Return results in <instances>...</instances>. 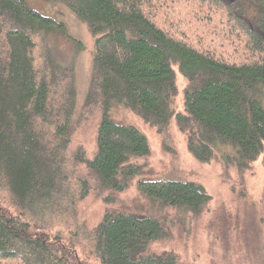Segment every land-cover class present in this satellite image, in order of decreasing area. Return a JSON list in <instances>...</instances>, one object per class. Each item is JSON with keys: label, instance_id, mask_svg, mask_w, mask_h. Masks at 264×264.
<instances>
[{"label": "trees", "instance_id": "16d2710c", "mask_svg": "<svg viewBox=\"0 0 264 264\" xmlns=\"http://www.w3.org/2000/svg\"><path fill=\"white\" fill-rule=\"evenodd\" d=\"M53 1L95 39L78 113L74 56L59 61L52 43H82L25 0H0V264H180L146 252L212 197L193 181L139 180L148 139L110 114L123 107L166 152L173 120L197 163L223 153L226 172L250 171L264 157V0ZM130 191L165 215L113 212Z\"/></svg>", "mask_w": 264, "mask_h": 264}, {"label": "rangeland", "instance_id": "374dc122", "mask_svg": "<svg viewBox=\"0 0 264 264\" xmlns=\"http://www.w3.org/2000/svg\"><path fill=\"white\" fill-rule=\"evenodd\" d=\"M25 2L40 14L63 22L68 35L83 45V49L75 53L73 44L58 35L52 43L59 61L67 62L74 56L78 113L88 90L95 39L87 27L59 2ZM176 33L174 31L170 34L175 37ZM220 57L232 61L225 56ZM177 85L179 97L175 110L182 112L184 81L179 74ZM110 115L114 123L133 126L148 139L150 156L134 161L143 167L139 180L193 181L204 186L212 197L207 210L194 221L191 229L171 231L169 242L165 245H152L146 252L147 255L173 252L178 255L180 264H264V157L242 176L232 171L226 172L222 163L223 153L218 154L217 160L210 165H202L193 160L187 153L184 137L178 133L173 120L165 139V144L172 152H166L162 148V139L123 107L114 108ZM81 140L92 149V131L83 135ZM111 210L133 214L139 218L160 219L165 215L147 205L133 191L121 196L120 203L112 206Z\"/></svg>", "mask_w": 264, "mask_h": 264}]
</instances>
